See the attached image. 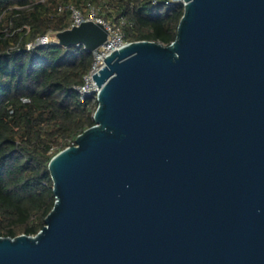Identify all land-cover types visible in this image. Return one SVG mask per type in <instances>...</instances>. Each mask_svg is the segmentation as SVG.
Segmentation results:
<instances>
[{
  "label": "water",
  "instance_id": "1",
  "mask_svg": "<svg viewBox=\"0 0 264 264\" xmlns=\"http://www.w3.org/2000/svg\"><path fill=\"white\" fill-rule=\"evenodd\" d=\"M176 39L99 62L95 124L49 163L36 234L0 264H264V0H185ZM95 51L85 20L58 31Z\"/></svg>",
  "mask_w": 264,
  "mask_h": 264
},
{
  "label": "trees",
  "instance_id": "2",
  "mask_svg": "<svg viewBox=\"0 0 264 264\" xmlns=\"http://www.w3.org/2000/svg\"><path fill=\"white\" fill-rule=\"evenodd\" d=\"M74 4L120 26L127 42L171 44L183 3L166 0H0V236L36 235L56 202L53 156L96 122L98 101L81 100L95 56L84 44L27 49L39 36L69 28Z\"/></svg>",
  "mask_w": 264,
  "mask_h": 264
},
{
  "label": "built area",
  "instance_id": "3",
  "mask_svg": "<svg viewBox=\"0 0 264 264\" xmlns=\"http://www.w3.org/2000/svg\"><path fill=\"white\" fill-rule=\"evenodd\" d=\"M167 4L171 3H183L185 4V0H166ZM69 10L71 12L72 22L70 27L79 25L85 20H93L95 22L101 23L105 26L108 31V39L106 42L99 47L98 50L94 51V62L90 69V71L84 76V83L82 85L76 86L75 88L81 95V100H86L89 97H94L98 101V93L99 87L93 81V74L97 72L96 68L100 61L103 60L104 57L110 55L114 50L120 49L128 42L125 41L122 28L120 26H116L110 21L105 20L102 16L99 15L97 9L91 6L87 16L84 15L81 9H79L74 4L68 5H59L58 11ZM59 43V40L55 34H45L39 36L34 42H30L27 44V49H33L37 46L47 45Z\"/></svg>",
  "mask_w": 264,
  "mask_h": 264
}]
</instances>
